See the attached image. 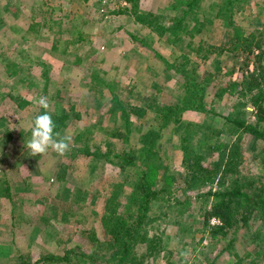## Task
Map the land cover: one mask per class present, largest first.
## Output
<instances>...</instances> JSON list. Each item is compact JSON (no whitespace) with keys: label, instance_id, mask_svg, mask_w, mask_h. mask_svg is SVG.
Wrapping results in <instances>:
<instances>
[{"label":"rangeland","instance_id":"obj_1","mask_svg":"<svg viewBox=\"0 0 264 264\" xmlns=\"http://www.w3.org/2000/svg\"><path fill=\"white\" fill-rule=\"evenodd\" d=\"M169 2L0 0V264H14L20 256L29 257L32 263L45 252L87 247L92 230L103 237L100 215L104 200L115 180H125V173L98 152L112 154L130 145L137 149L141 132L147 128L159 129L153 148L156 154L151 153L149 164H143L147 168L159 159L175 172H183L182 144L198 149V139L205 133L216 142H225L228 137L232 140L239 134L236 161L241 175L264 174V139L251 138L222 115L185 110L178 122L168 121L159 127L161 118L148 108L154 99H169L183 91L181 75L170 64H176L179 52L188 53L187 67L196 68L197 79L213 72L204 102L224 114L235 111L232 104L245 102L247 95L242 96L237 90L229 93L227 88L218 98L215 91L228 78L239 80L245 70L254 68L252 59L247 69L239 67L241 56L230 53L231 36L219 18L207 21L204 29L193 35L189 46L185 45L188 41L184 35L173 39L164 26L180 11L169 9ZM140 12H150L146 20L153 18V27L139 19ZM233 19L247 30L258 25L264 21V0L244 1ZM170 37L172 40H168ZM262 63L264 66V55ZM102 78L111 79L113 93L126 104L127 126ZM41 96L48 98V111L52 114L65 113L56 127L61 137H72L71 151L65 156L50 149L47 154L34 157L27 149L32 122L40 110L37 99ZM242 110L245 120L253 121L249 102ZM185 126V132L198 128L191 146L181 137ZM126 128L130 131L127 142ZM213 128L219 130L218 135L210 132ZM225 148H204L203 161L220 165L214 180L190 187L177 184L175 193L184 186L192 195L190 216L196 215L199 206L193 195L217 187L227 154ZM134 171V167H129L128 174ZM200 201L209 207L213 197H202ZM164 207L165 204L157 203L154 210L160 216ZM242 215L247 217L248 227L238 221V213L224 232L190 231L180 237L174 217L165 218L160 224L165 231L164 247L151 257V264H166L170 248L177 252L181 248L187 250V264H249L257 257L253 252L264 249V211L254 209ZM208 221L220 223L214 216H209ZM177 252L173 260L181 264ZM257 258L251 264H264L261 255ZM74 263L39 260L33 264Z\"/></svg>","mask_w":264,"mask_h":264},{"label":"trees","instance_id":"obj_2","mask_svg":"<svg viewBox=\"0 0 264 264\" xmlns=\"http://www.w3.org/2000/svg\"><path fill=\"white\" fill-rule=\"evenodd\" d=\"M244 1L246 0H210L207 2L204 0H170L169 9L180 11L171 18L168 26H164V29H168L169 35L175 37L173 39H180L181 35H184L188 42L183 43V45L189 46L193 35L200 33L207 21L210 22L211 18H219L223 26L227 28V34L231 36L229 40L231 44L230 53L235 57L240 58L241 56L239 67L247 69L249 61L252 59L254 68L253 70H245L239 80L228 78L215 91L214 95L218 98L227 88H229V93H235L237 90L238 94L247 95L245 102H240V100L232 104L233 107L237 108L235 111L229 110L227 114H224L216 112L213 107L206 106L204 102L206 87L213 78V72L209 71L207 74H203L202 79H197L199 75L194 73L196 68L187 67L188 53L179 52L174 60L176 64L173 62L170 64H174L172 67L181 75L179 80L183 91H177L169 99H154L148 103V108H151L161 118L162 122L159 127L164 126V123L168 121L178 122L185 110H196L222 115L225 121H228L235 128L243 130L241 132H246L251 138L264 139V81L262 80L264 77L262 63L264 21L249 30L240 24H236L233 19L234 14L238 8L242 7ZM149 13L140 12L137 16L147 26L153 27L154 19L146 20L150 15ZM170 39L171 37L168 40ZM200 46L197 43V48ZM216 70H221V68ZM102 82L110 91V98L117 105L123 123L127 126L129 115L126 104L113 93L111 79L107 78ZM246 102L253 106V121L245 120L243 117L245 110H242V107ZM44 111L40 108L38 114H42ZM64 117V112L53 113L56 127L59 126ZM213 117L215 116L213 115ZM186 126L181 131L183 132L181 137L191 146L193 139H196V132L194 131L198 128L194 127L185 132ZM128 130L126 128L127 134H124L126 142L130 137ZM158 132L159 129L156 127L143 130L140 135L141 140H139L141 142H139L137 149L133 147L134 145H130L124 150L112 154L109 151L98 152L108 156V159L125 173L124 178L126 180V184L123 179L115 180L110 193L104 200L103 211L100 215L103 237H98L96 232L92 230L88 236L90 244L87 247L67 248L61 252H45L40 254L38 260H34L32 263L29 262V257L20 256L15 259L14 264H33L39 260L47 263H69L72 261V263L75 262L74 264L81 262L83 264H151V257L160 253L164 247L165 231L160 229V224L165 218L174 217V222L177 225L176 234L180 237V235L183 236L190 231L224 232L226 228L232 226L233 217L238 213H241L238 221L241 220L242 225L248 227L247 217L243 216L242 212H251L254 209L264 211V174L254 177L242 176L238 169L236 158L239 155L241 138L239 134L232 140H229L228 137L225 142H216L205 133L198 139L199 145L204 147L199 146L198 149L194 146L188 149L186 144H182L181 162L184 171L175 172L169 166H164V161L159 159H157L159 162H152L148 168L145 167L146 165L143 166L144 163L149 164L151 153L152 155L156 154L153 148ZM210 132L219 134V130L214 128ZM204 148L207 150L225 148L227 154L224 166L219 172L220 178H218L217 187L199 191L193 195L199 206L196 207V215L190 216L188 211L190 210L192 195L185 191L184 186L181 187L180 193H175L174 190L180 183L190 187L200 183L205 184L215 179L220 165L203 161ZM129 167L135 168L132 174H128ZM159 169H162V173ZM157 182L161 184L160 187L154 185ZM173 186L174 189L172 190L171 187L173 188ZM210 195L213 197V201L209 207H206L200 199ZM157 203L165 204L160 216L154 210ZM209 216L218 218L220 223L210 224ZM157 229L161 232H158ZM262 234L264 238V233ZM201 238L202 236L199 239ZM167 252L166 264H176L173 260V255L177 252L176 249L170 248ZM253 254L257 257L261 255L264 259V249L258 248ZM257 257L252 260L258 261ZM252 260L249 264L252 263Z\"/></svg>","mask_w":264,"mask_h":264},{"label":"clouds","instance_id":"obj_3","mask_svg":"<svg viewBox=\"0 0 264 264\" xmlns=\"http://www.w3.org/2000/svg\"><path fill=\"white\" fill-rule=\"evenodd\" d=\"M40 108L45 111L35 116L30 129L31 136L27 141V149L31 156H41L48 153L51 149L60 156H65L71 151L70 143L72 137L63 136L56 131V123L53 114L48 111L50 105L46 96L37 99ZM177 255L181 258V264H187L186 258L189 252L185 249H179Z\"/></svg>","mask_w":264,"mask_h":264}]
</instances>
